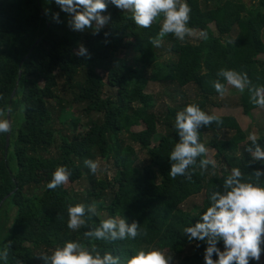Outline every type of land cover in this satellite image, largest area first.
Listing matches in <instances>:
<instances>
[{"label":"trees","instance_id":"trees-1","mask_svg":"<svg viewBox=\"0 0 264 264\" xmlns=\"http://www.w3.org/2000/svg\"><path fill=\"white\" fill-rule=\"evenodd\" d=\"M186 2L191 8L188 26L198 32V40L179 41L169 34L157 48L150 38L158 34L160 20L149 29L139 28L131 13L112 5L104 13L111 15L110 22L94 35L93 29L72 31L69 15L54 0H0V110H4L0 120L8 115L11 121L10 133H0V264H50L45 256L76 240L89 250L95 244L101 257L105 252L119 257V264H126L141 249L159 248L181 256L188 247L194 249L192 261L176 264H204L206 245L190 242L183 229L199 220L209 206L208 196L214 191L226 193L223 182L234 167L241 169L245 182L264 186V176L257 180L252 175L254 169L264 168V162L251 159L245 149L254 145L228 115L197 129L200 142L215 150L218 166L208 164L203 170L200 161L205 156H198L187 170L191 180L169 175V154L180 142L175 116L188 104L205 111L209 100L221 95L213 87L219 81L226 88V80L217 74L220 69L247 72L251 83L239 98L245 114L260 108L252 102L254 93L249 89L264 86V60L258 59L264 56V0ZM46 8L59 12L61 23L45 16ZM105 32H110L107 44ZM81 44L91 59L75 55ZM165 44L169 57L164 60ZM122 51L124 57L119 55ZM150 81L179 88L193 85L197 98L156 115L154 99L146 94ZM112 90L113 95L106 96ZM60 92L72 94L87 121L91 114L100 119L91 120L86 132L70 138L56 132V122L65 124L72 118ZM140 126L142 131H130ZM159 130L162 135L152 146ZM226 131L231 132L229 137L204 140L206 132ZM124 134L137 151L120 141ZM258 142L264 149V137H258ZM95 156L112 161V181L96 180L89 172L85 160L94 161ZM60 166L70 173V184L86 177L92 187L84 194L69 192L65 185L48 190L46 185ZM202 193L198 211L181 209ZM77 203L85 204V226L73 232L67 228V207ZM93 204L106 219L123 218L129 226L136 221L141 234L123 241L84 238L85 231L102 221L89 211ZM217 246L223 250L222 242ZM5 251L7 259L2 255ZM250 264L257 262L250 260Z\"/></svg>","mask_w":264,"mask_h":264},{"label":"clouds","instance_id":"clouds-1","mask_svg":"<svg viewBox=\"0 0 264 264\" xmlns=\"http://www.w3.org/2000/svg\"><path fill=\"white\" fill-rule=\"evenodd\" d=\"M54 3L69 15L68 27L72 31L84 32L93 29L94 35L99 34L110 22L111 15H104L108 12L109 5L122 12L131 13L134 24L139 28L149 29L153 23L160 20L158 34L150 38V43L157 48L162 46L163 38L169 34L179 41H184L186 36H191L195 31L188 26L191 8L186 0H54ZM44 14L51 15L56 23H61L59 12L52 13L51 9L46 8ZM104 36V43H109L110 32H105ZM75 55L91 59V54L82 44ZM217 74L223 76L228 85L240 92L251 83L247 72L220 69ZM213 87L221 95L227 91L225 85L219 81H215ZM249 91L254 93L252 102L264 109V86ZM7 111L11 113L10 106ZM3 114L4 110H0V116ZM218 120L219 117L209 115L197 104H188L182 111L177 112L174 127L180 142L175 144L169 154V175L173 179L181 176L191 180L187 170L196 163V157L206 156L209 151L208 147L200 142L197 129L201 125L208 126ZM10 131L11 121L0 120V133ZM247 139L254 145V149L246 147L245 151L250 153L252 160L264 162V149L260 146L256 133L250 132ZM209 163H212L213 167L216 166L214 161L201 159V169L206 170ZM85 164L91 174H96L99 166L97 162L85 160ZM69 175L65 166L58 167L51 181L47 183V189L54 191L58 186L66 184ZM252 175L258 180L264 176V168L254 169ZM223 187L227 189L226 193L214 191L208 196L209 206L199 220L194 225L185 227L183 232L190 242L197 241L206 245L203 253L204 264H250V260L259 264L264 254V186L245 182L241 169L234 167L224 179ZM89 211L98 214L95 204ZM84 214L85 204L69 205L67 228L75 232L84 227ZM138 228L136 221L129 226L123 218L110 217L102 220L98 227L85 231L83 237L111 241L135 240L141 234ZM143 235H147V230H144ZM218 242H222L223 250L217 246ZM199 246L200 244H197V247ZM2 255L7 259V251ZM214 255L217 257L215 260ZM45 259L49 260L50 264H119V257H114L110 252H105L101 257L95 244H92L89 250V247L79 240L66 241L62 246L56 247L50 256H45ZM173 259V255L167 254L163 249H141L127 259L126 264H173ZM18 264H23V261H18Z\"/></svg>","mask_w":264,"mask_h":264},{"label":"rangeland","instance_id":"rangeland-1","mask_svg":"<svg viewBox=\"0 0 264 264\" xmlns=\"http://www.w3.org/2000/svg\"><path fill=\"white\" fill-rule=\"evenodd\" d=\"M245 2L249 4L248 0H245ZM210 27L215 33V35H217L214 25L211 24ZM198 38H199L198 32L194 31L191 36H186L184 41L193 43L196 42ZM263 38H264V32H263ZM164 50L165 51L163 52L162 59L165 60L166 58L169 57V55L166 52V50H168V46H166V44L164 45ZM119 55L120 57H124L125 55L124 51H122ZM128 56L127 59L129 61V64H131V58H130L131 56L129 57ZM258 59L264 60V56L260 55ZM226 89L227 91L225 92L224 95L216 96L209 100L208 105L206 106L205 109L206 113L216 116H227V115L233 116L237 120L241 129L246 133L247 137L250 132H255L257 138L264 137V109L257 108L245 114L239 103V98L242 92L236 90L235 88L231 87L228 84L226 85ZM113 93H114L113 90L107 91L106 96L113 95ZM146 94L152 96L154 99L155 102L154 112L156 115L164 114L167 108L177 107L182 105L186 101H191L197 98V91L193 85H187L183 88H179L172 84L151 82V81L150 83H148L146 87ZM59 95L66 107L70 105L71 108L70 109L66 108V111L70 112L72 116V118L69 119L70 122L67 121L65 122V124L56 122L54 124L53 126L54 130L56 132H59L61 135L70 138L73 134L86 132V130L88 129L87 126L91 120L98 121L100 119L99 116L95 114H91L88 115L89 120L87 121L85 119L87 115L83 113L82 108L78 104L73 103L72 94L60 92ZM72 120L74 122H72ZM76 122H80V123H76ZM143 129H144L143 126H140V127L132 128L130 131L132 133H137L142 131ZM217 134L218 135H216V133L213 132L204 133L205 142L210 141L215 136H218L221 139L227 136L229 137L231 132L226 131ZM161 135L162 133L159 130L158 134L155 135L151 141L152 146L157 145ZM120 141L123 142L125 145L133 146V149L135 151L138 150L136 145H132L131 142H129L126 134L120 137ZM208 149L209 151L208 154L205 156V159H208L209 161H214L215 165L218 166L217 164L218 162L215 159V150L209 146ZM143 160H144L143 155H139V161H143ZM94 162H97L99 165L96 174H94L95 179L112 181L115 173V170L112 166V161H105L100 156H95ZM209 164L213 166L212 163ZM94 184H96V182ZM64 185L69 192L78 193V194H84V192H87L90 189V187H92V185L88 182V179L86 177L72 184L67 182ZM203 200H204V194L202 193L198 196L190 198L187 202H185L181 206V209L185 212H189L192 214L201 208ZM98 217L101 220L106 219V215L104 213H99ZM167 254L169 253L167 252ZM193 254H194V249L192 247H188L185 250L184 254H182L181 256L173 255L174 258L173 264H176L178 262H187L188 260L192 261ZM259 264H264L263 255L261 256Z\"/></svg>","mask_w":264,"mask_h":264},{"label":"water","instance_id":"water-1","mask_svg":"<svg viewBox=\"0 0 264 264\" xmlns=\"http://www.w3.org/2000/svg\"><path fill=\"white\" fill-rule=\"evenodd\" d=\"M7 120H9V117H8V115H7ZM7 139H8V138H6V142H7Z\"/></svg>","mask_w":264,"mask_h":264}]
</instances>
